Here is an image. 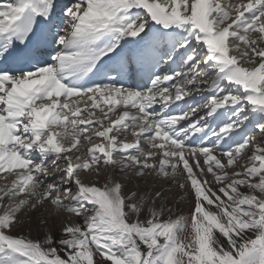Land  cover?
Returning a JSON list of instances; mask_svg holds the SVG:
<instances>
[{"label":"snow or ice","instance_id":"1","mask_svg":"<svg viewBox=\"0 0 264 264\" xmlns=\"http://www.w3.org/2000/svg\"><path fill=\"white\" fill-rule=\"evenodd\" d=\"M0 174V264H264V0H0Z\"/></svg>","mask_w":264,"mask_h":264},{"label":"rangeland","instance_id":"2","mask_svg":"<svg viewBox=\"0 0 264 264\" xmlns=\"http://www.w3.org/2000/svg\"><path fill=\"white\" fill-rule=\"evenodd\" d=\"M222 2H227V0H222ZM236 2L238 3L239 0H236ZM0 175H2V174H0ZM82 175H83V174H82ZM3 184H4V180H3V179H0V186H2ZM9 184H10V181H9ZM176 207H177L178 209H181V210H182V212H181L180 214H182V215H187V214H188V209H187V207L185 206V204H184L183 202L178 203V204L176 205ZM36 225H37V221H36L35 218H33V220H32V225H31L32 230H33V236H35ZM23 230H24L25 232H27V231H28L27 226H25ZM53 234L55 235V232H54Z\"/></svg>","mask_w":264,"mask_h":264},{"label":"bare ground","instance_id":"3","mask_svg":"<svg viewBox=\"0 0 264 264\" xmlns=\"http://www.w3.org/2000/svg\"><path fill=\"white\" fill-rule=\"evenodd\" d=\"M63 3H70V0H62ZM129 140H131V137H129Z\"/></svg>","mask_w":264,"mask_h":264}]
</instances>
